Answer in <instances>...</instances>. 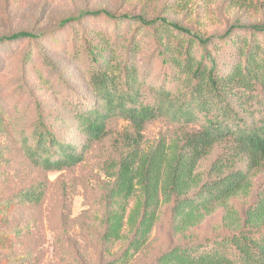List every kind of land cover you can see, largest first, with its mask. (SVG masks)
Instances as JSON below:
<instances>
[{
  "label": "trees",
  "instance_id": "obj_1",
  "mask_svg": "<svg viewBox=\"0 0 264 264\" xmlns=\"http://www.w3.org/2000/svg\"><path fill=\"white\" fill-rule=\"evenodd\" d=\"M86 17L136 21L154 30L159 53L165 64L183 76L182 92L150 90L143 98L136 66L137 47H124V59L115 56L109 37L94 30L81 52L89 65L87 89L91 104L75 111L72 120L84 143L61 141L41 114L33 129L22 136L21 151L29 166L39 172H58L80 164L92 142L109 135V125L124 122L115 143L119 160L108 173L111 183L105 195L103 240L116 244L127 240L121 255L105 264H128L146 245L158 220L162 204L172 203V223L176 233L199 225L216 206L226 207L225 225L229 234L205 242H191L163 252L155 264H264V51L250 37L229 41L227 62L220 64L212 39L225 40L234 29L264 34V26H232L220 36L202 37L188 28L157 16L116 17L106 10L84 11L60 22L65 26ZM179 37L168 40V33ZM40 35L17 31L2 36L0 42L39 40ZM182 41H184L183 44ZM194 46L200 50L195 57ZM164 119L185 124L180 136L145 146V127ZM0 119V132L3 129ZM194 128L187 129L188 126ZM197 125V128L195 126ZM219 149L207 171L199 164ZM262 176L256 200L238 216L227 202L247 196L252 178ZM47 183L39 180L0 200V213L12 207L40 204ZM18 235L16 228L3 232ZM128 235L130 237H128Z\"/></svg>",
  "mask_w": 264,
  "mask_h": 264
},
{
  "label": "rangeland",
  "instance_id": "obj_2",
  "mask_svg": "<svg viewBox=\"0 0 264 264\" xmlns=\"http://www.w3.org/2000/svg\"><path fill=\"white\" fill-rule=\"evenodd\" d=\"M99 9L116 17H164L204 38L220 36L232 26H264V0H0V38L17 31L41 36L39 40L0 42V200L39 180L47 183L40 204L0 213V264H105L118 258L126 246L127 240L116 244L103 240L105 195L111 183L108 173L115 170L120 152L114 139L124 122L111 123L109 135L90 143L83 161L71 169L39 172L29 166L21 151L22 136L33 129L39 114L59 140L84 143L72 118L75 111L92 101L87 89L90 66L84 64L81 50L85 41L93 38L94 30L109 37L115 56L121 60L126 55L124 47H137L143 98L155 88L182 92L183 76L178 81L175 71L165 64L153 29L136 21L113 24L103 17L60 25L65 18ZM168 35V40L179 39L170 32ZM238 36L247 40L253 37L264 51V34H251L239 27L225 40L212 39L220 48V64L228 61L229 41ZM199 52L194 46L195 57ZM151 100L148 96L147 101ZM184 125L164 119L149 123L143 132L145 146L160 138L180 136ZM218 152L214 149L197 171L204 174ZM261 188L262 176L253 177L249 194L230 199L227 206L242 215ZM225 210L216 206L199 225L176 233L172 203L162 204L146 245L128 264H155L160 254L172 247L229 234ZM5 228H16L19 234L3 232Z\"/></svg>",
  "mask_w": 264,
  "mask_h": 264
}]
</instances>
